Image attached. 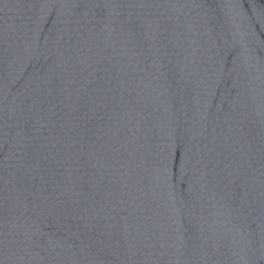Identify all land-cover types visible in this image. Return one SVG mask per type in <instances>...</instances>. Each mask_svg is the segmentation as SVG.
Listing matches in <instances>:
<instances>
[{"label":"water","instance_id":"obj_1","mask_svg":"<svg viewBox=\"0 0 264 264\" xmlns=\"http://www.w3.org/2000/svg\"><path fill=\"white\" fill-rule=\"evenodd\" d=\"M0 264H264V0H0Z\"/></svg>","mask_w":264,"mask_h":264}]
</instances>
